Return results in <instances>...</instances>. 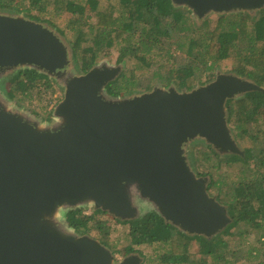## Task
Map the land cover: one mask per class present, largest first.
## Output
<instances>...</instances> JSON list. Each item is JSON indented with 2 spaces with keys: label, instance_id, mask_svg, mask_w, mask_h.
<instances>
[{
  "label": "water",
  "instance_id": "1",
  "mask_svg": "<svg viewBox=\"0 0 264 264\" xmlns=\"http://www.w3.org/2000/svg\"><path fill=\"white\" fill-rule=\"evenodd\" d=\"M171 2L199 19L264 8V0ZM69 64L68 47L52 30L0 13V78L34 68L64 86L51 126L12 111L0 97V264H141L137 254L116 263L108 247L63 223L64 212L85 205L124 221L139 217L144 201L183 232L222 231L226 209L207 193L208 179L193 172L187 147L201 140L221 155H243L225 104L264 89L217 72L191 91L155 87L114 98L105 86L122 64L82 75L68 73Z\"/></svg>",
  "mask_w": 264,
  "mask_h": 264
},
{
  "label": "trees",
  "instance_id": "2",
  "mask_svg": "<svg viewBox=\"0 0 264 264\" xmlns=\"http://www.w3.org/2000/svg\"><path fill=\"white\" fill-rule=\"evenodd\" d=\"M105 1L103 10L94 13L93 25L87 22L91 20L86 14L87 5L96 7L99 0H0V13L23 15L51 25L44 16L52 7L55 16L64 12L74 19L77 36L70 44V64L75 75L87 73L97 65L99 55L114 45L118 47L117 65L133 59L146 69L158 57L150 77L136 80L134 73H122L109 82L105 94L110 97L140 95L155 87L191 91L205 84L218 63L229 57L237 60L232 70L235 75L264 89V8L219 13L212 22L205 19L197 26L191 11L174 6L171 0ZM81 23L88 27V33L83 32ZM88 42L90 45L82 47ZM9 74L7 87L4 78L0 79V97L6 104L19 96L27 97L38 85L51 88L50 79L34 68H18ZM225 108L235 139L246 138L251 143L243 150L244 155H221L197 140L188 156L196 175L209 177L207 193L212 189L215 200L226 205L230 223L216 235L206 237L183 232L165 222L155 210L146 211L135 219L119 221L129 226L130 243L124 248V256L137 254L138 246L158 244L167 250L156 264H264V91H250L227 100ZM51 118L49 112L44 120L52 123ZM207 163L213 172L204 168ZM234 170L239 171L238 180L230 182ZM97 214L102 212L93 210L85 215L82 208H76L64 212L62 219L76 235L83 236L92 229L103 231L105 223L95 218ZM240 224H253L261 230L257 239L260 246L248 249L246 254L222 240L223 236L234 238V229ZM102 236L106 237V232ZM100 243L107 245L103 239ZM193 246L195 251L191 252Z\"/></svg>",
  "mask_w": 264,
  "mask_h": 264
},
{
  "label": "rangeland",
  "instance_id": "3",
  "mask_svg": "<svg viewBox=\"0 0 264 264\" xmlns=\"http://www.w3.org/2000/svg\"><path fill=\"white\" fill-rule=\"evenodd\" d=\"M105 4H106L105 0H99V4L96 7H93L90 4L87 5L88 10L86 14L91 16V20H87V22L90 25L94 24V18H93L94 13L97 11L103 10ZM247 14L249 15L248 12ZM215 16H216L215 13H210L206 15L203 19H199L192 15L193 20L195 21L197 26H200L205 19H212L210 21L212 22L213 20H215ZM44 18L50 20L52 24L51 25L46 24V23H41V24L45 25L47 28L52 30L56 35L59 36L61 41L65 45H67L68 52H69V59L71 60L72 52H71L70 44L76 39V36H77V31H76L77 24L74 23V19H70L69 16H67V14H65L64 12H62L59 16H55L53 14L52 7L49 8V13L45 15ZM81 24H82L81 27H82L83 32L85 31L88 33L89 31L88 27H85L86 25H84L83 23ZM248 24L249 26H251V22ZM57 30H60L61 32L63 31L64 35H62ZM87 45H90V42L83 43L82 47H86ZM117 56H118V47L117 45H114V47L105 50L104 53H101L99 55L98 60H97V65H106L108 67H116L118 66L116 63ZM154 58L156 59L155 62H153L150 68H146V69L142 68V65L139 64L137 61L133 59L128 60L126 61L125 64L122 65V73H124L126 76H129L130 73H134L137 78L136 80H138V78L139 80L146 79L150 77L151 69L156 67L155 64L158 63L157 61L158 57H154ZM236 65H237V60L233 57H229L228 59L220 61L217 67L215 68L214 73L212 72L209 74L206 80V83L213 81L216 77L217 72H220L223 74L233 73L232 70L234 69ZM73 68L74 66L70 64L68 68L69 70L67 72L73 73ZM9 75L10 74L6 73L3 77H1V78H4L3 83L4 84L6 83L4 85L6 87L8 86L7 83L10 80V78H8ZM49 79L51 81L50 89H45L43 86L38 85L37 87L33 89V91L27 97L19 96L18 97L19 99L17 98L13 100V102L11 103L8 102L7 104L4 101L3 102L12 111L20 112L24 114L31 120L38 122L41 126H47V125L51 126L53 124V121L52 123L51 122L47 123V122H42L39 119L41 118L44 120L47 117L49 112L52 115L54 108L63 99L64 86H63L62 81L56 80L54 77L49 78ZM16 101L20 103H17ZM228 127L230 128V126ZM254 129L258 130V127L255 125ZM231 134H232L233 140L235 141L236 145L238 146L240 150L243 151L245 148L250 147L251 143L246 138L242 140H239L237 138L235 139L232 132ZM196 141H193L187 147V157H188L189 164H190V158L188 156V151L191 147L195 145ZM257 142L254 143L255 147H256ZM203 144L205 145L204 142ZM209 166L210 164L207 163L204 166V168H208ZM193 172L196 174L194 170ZM210 172H213L211 168H210ZM220 173L221 172L219 171L215 175L214 178L217 179ZM238 176H239V171L234 170V173H231L229 175L228 181L235 182L238 180ZM206 178L208 179V183H209V177L206 176ZM209 195L211 197L216 198L215 195H211V194ZM137 205H138V208L140 209L139 211L140 215L145 213V212H142L141 206L146 207L148 205L149 207H146L145 210L147 209L154 210L151 205L147 204V202H144V201L138 202ZM80 208H82L85 215H91L92 211L94 210L92 205H85ZM95 218L105 223L104 229L103 231H99L98 229H92L87 235L99 242L103 239L107 243L106 247H108V249L112 252L116 263L120 262L124 257H126L123 254L124 248L128 246L130 243V238L128 235V230H129L128 224L119 223L120 221L119 219H116L115 217H113L112 215L106 212H102V214H97ZM234 231H235L234 238H231V237L228 238L227 236L222 237V240L225 243L227 242L230 248H234L235 250L242 252V254H246L248 249L256 248L260 246L257 239L261 234V230L257 228L256 225L240 224L239 226H237V228L234 229ZM104 232H106L107 234L106 237L102 236ZM193 247L194 248L191 249V252L195 251V246ZM136 249L138 250L137 255H139V257L142 259L141 264H156L159 260V257L162 254H164V252L167 250V247L164 245L152 244L150 246L149 245L138 246ZM242 261H244V259H242Z\"/></svg>",
  "mask_w": 264,
  "mask_h": 264
},
{
  "label": "flooded vegetation",
  "instance_id": "4",
  "mask_svg": "<svg viewBox=\"0 0 264 264\" xmlns=\"http://www.w3.org/2000/svg\"><path fill=\"white\" fill-rule=\"evenodd\" d=\"M249 14H254V13H253V12H250ZM46 24H48V23H46ZM68 68H69V67L66 68V71L69 70ZM0 79H3V78H0ZM39 120L42 121V122H47V123L49 122L48 120H43V119H41V118H40ZM237 155H239V154H237ZM243 155H244V154H243ZM243 155H240V156H243ZM190 165H191V164H190ZM196 173H197V172H196ZM197 177H204V176H203V175H198V174H197ZM208 193L211 194V195H215V196H216V194L213 192L212 189H211L210 191H208ZM216 199H217V198H216ZM218 203H219L223 208L226 209V205H224V204H222V203H220V202H218ZM140 205H141V204H140ZM146 207H149V206L147 205ZM146 207H142V206H141V208H142V212H146V211L150 212V211H151V210H148V209L145 210ZM225 212H226V211H225ZM143 214H144V213H143ZM226 215H227V212H226ZM227 217H228V215H227ZM228 219H229V223H230L231 220H230L229 217H228ZM119 223H120V222H119ZM229 223H228V224H229ZM228 224H227V225H228ZM227 225H226V226H227Z\"/></svg>",
  "mask_w": 264,
  "mask_h": 264
}]
</instances>
